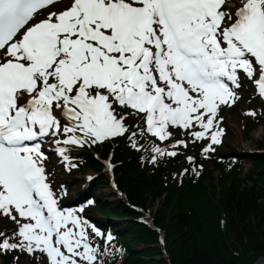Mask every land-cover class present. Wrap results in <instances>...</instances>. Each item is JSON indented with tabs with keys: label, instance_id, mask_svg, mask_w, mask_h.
<instances>
[{
	"label": "snow or ice",
	"instance_id": "1",
	"mask_svg": "<svg viewBox=\"0 0 264 264\" xmlns=\"http://www.w3.org/2000/svg\"><path fill=\"white\" fill-rule=\"evenodd\" d=\"M246 84L264 100V0H0V255L104 264L114 237L65 206L49 151L71 172L126 142L199 176Z\"/></svg>",
	"mask_w": 264,
	"mask_h": 264
},
{
	"label": "trees",
	"instance_id": "2",
	"mask_svg": "<svg viewBox=\"0 0 264 264\" xmlns=\"http://www.w3.org/2000/svg\"><path fill=\"white\" fill-rule=\"evenodd\" d=\"M252 129L250 123L247 136ZM91 150L104 158L110 145ZM78 156L86 158V170L97 174L94 188L105 186L101 163L88 151ZM149 160L125 142L113 148L116 184L127 202L142 208L148 203L156 205L153 222L163 233L165 257L157 232L136 223L123 201L103 205L96 200L99 212L118 217L123 226L117 238L125 249L121 245L115 259L104 260V264H252L264 257V154L250 156L251 168L242 179L235 167L226 172L215 161L211 162L214 169L206 166L195 180L191 173L179 176L184 163L179 157L156 165ZM219 168L220 176L214 178L213 171ZM138 245L142 248L135 249ZM14 255L0 258L4 264H16Z\"/></svg>",
	"mask_w": 264,
	"mask_h": 264
},
{
	"label": "rangeland",
	"instance_id": "3",
	"mask_svg": "<svg viewBox=\"0 0 264 264\" xmlns=\"http://www.w3.org/2000/svg\"><path fill=\"white\" fill-rule=\"evenodd\" d=\"M221 117H223L222 127L225 128V135L223 137V143L217 148V156L219 159L232 158L236 159L240 165V177L243 178L246 175L247 171L251 168L250 156L255 152H262L264 154V122H261L259 126L253 127L252 133L248 136L243 132L245 128V123L242 121L240 116V111L238 108L234 106L232 108L225 107L220 113ZM198 149H191L190 154H194ZM53 159L50 163H47L48 170L53 174L54 179L63 184L67 189V196L64 197L65 202H69L72 205L81 202V199L84 196H92V191L94 187H92L91 181H86L87 177H92L91 169L86 170L85 172H79L76 169L74 172H66L64 166L59 162ZM213 169V166H211ZM219 176V171L214 170L213 177L217 178ZM100 195L106 202L111 200L110 196H106L108 192L106 188L99 190ZM78 194L77 201H71L72 198ZM84 202L83 204H86ZM156 205L152 206L150 203L145 205V212L149 213L152 217ZM96 218L98 214L93 215ZM88 217V216H87ZM88 219L92 222V219L88 217ZM10 228L11 225L0 224V230H4V228ZM141 248L140 246H136L135 249ZM0 264H3L0 259ZM19 264H29L28 260L21 258Z\"/></svg>",
	"mask_w": 264,
	"mask_h": 264
},
{
	"label": "water",
	"instance_id": "4",
	"mask_svg": "<svg viewBox=\"0 0 264 264\" xmlns=\"http://www.w3.org/2000/svg\"><path fill=\"white\" fill-rule=\"evenodd\" d=\"M252 264H264V257H259L254 263Z\"/></svg>",
	"mask_w": 264,
	"mask_h": 264
}]
</instances>
